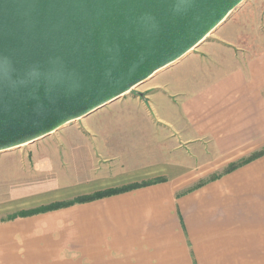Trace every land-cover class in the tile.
<instances>
[{"label": "crops", "instance_id": "crops-1", "mask_svg": "<svg viewBox=\"0 0 264 264\" xmlns=\"http://www.w3.org/2000/svg\"><path fill=\"white\" fill-rule=\"evenodd\" d=\"M230 27L0 152V264H264V50L246 56Z\"/></svg>", "mask_w": 264, "mask_h": 264}, {"label": "water", "instance_id": "water-1", "mask_svg": "<svg viewBox=\"0 0 264 264\" xmlns=\"http://www.w3.org/2000/svg\"><path fill=\"white\" fill-rule=\"evenodd\" d=\"M245 0H0V152L178 61Z\"/></svg>", "mask_w": 264, "mask_h": 264}, {"label": "rangeland", "instance_id": "rangeland-1", "mask_svg": "<svg viewBox=\"0 0 264 264\" xmlns=\"http://www.w3.org/2000/svg\"><path fill=\"white\" fill-rule=\"evenodd\" d=\"M247 2L243 1L230 12L224 23H231L227 34H231L237 48L246 56H253L264 50V0ZM213 35L214 32L209 33L208 39Z\"/></svg>", "mask_w": 264, "mask_h": 264}, {"label": "trees", "instance_id": "trees-1", "mask_svg": "<svg viewBox=\"0 0 264 264\" xmlns=\"http://www.w3.org/2000/svg\"><path fill=\"white\" fill-rule=\"evenodd\" d=\"M262 154H264V150L259 152V153L254 154L252 156V158L258 157V156H260ZM238 164H234V165L230 166L227 169V171H230V170L234 169L235 167L238 166ZM132 187H134V186L124 187V188H119V189H111V190H107V191H104V192L96 193V194L91 195V196L81 197V198H78V199H76L74 201L56 203V204H53L51 206L41 208L40 211H48V210H52V209L62 208V207L70 206V205H72V204H74L76 202H87V201H90V200H95V199H98V198H101V197H104V196H109V195L116 194V193H119V192L127 191V190L131 189Z\"/></svg>", "mask_w": 264, "mask_h": 264}]
</instances>
